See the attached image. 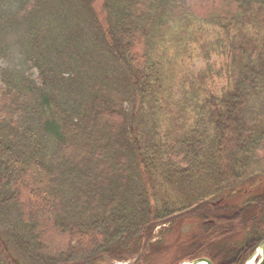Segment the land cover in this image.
I'll return each mask as SVG.
<instances>
[{
    "label": "trees",
    "instance_id": "trees-1",
    "mask_svg": "<svg viewBox=\"0 0 264 264\" xmlns=\"http://www.w3.org/2000/svg\"><path fill=\"white\" fill-rule=\"evenodd\" d=\"M192 1L0 0V38L40 79L0 70V264L127 262L151 241L145 260L245 264L264 241V191L233 203L264 175V0ZM190 18L225 32L226 85L154 143L155 52Z\"/></svg>",
    "mask_w": 264,
    "mask_h": 264
},
{
    "label": "rangeland",
    "instance_id": "rangeland-1",
    "mask_svg": "<svg viewBox=\"0 0 264 264\" xmlns=\"http://www.w3.org/2000/svg\"><path fill=\"white\" fill-rule=\"evenodd\" d=\"M160 1L157 0V2ZM102 2L103 0H96V9L101 7ZM203 3L197 11H192V13L199 15L200 12H203L205 6ZM220 3L225 5L226 0H219ZM191 8L192 10L197 8L195 0L191 2ZM190 19L186 36L179 37L183 33L182 30V32L172 30L167 36V42L159 46L155 52V56L160 61L163 84L161 99H159L157 106L161 109L157 111L155 117L153 115L154 105H145L143 113L138 118L140 129L145 132L147 140L154 143L165 142L167 133L171 136L181 133L185 125L192 124L195 120L194 105L204 97L221 94L226 85L224 71L229 62L230 54L226 49L228 44L225 32L214 24L201 23L192 18ZM240 31H242V24L232 28L230 35L240 38ZM243 32H246V30L243 29ZM5 33L0 38V70H8L17 75L18 72L22 71L32 77V80L39 82L38 71L30 67L29 62L25 60V55L21 53V46L17 40L18 36L7 31ZM176 40L179 41L176 42ZM0 86L3 87L2 81H0ZM167 109L168 111L171 109V111L166 113ZM258 112L261 115L260 119H264L263 105H259ZM160 118H163L162 124L158 120ZM262 191H264V175L258 178L250 188L242 191L233 203L242 205L247 197ZM219 204V202L212 203L213 206ZM1 236L9 251L19 261L25 263L22 255L15 251L7 235L1 233ZM172 254L164 252L155 256H148L146 260L140 258L137 262L130 261L128 263L174 264V253ZM251 257L245 264L251 260ZM260 259V256H256L254 259L255 264ZM94 264H114V261L104 258Z\"/></svg>",
    "mask_w": 264,
    "mask_h": 264
},
{
    "label": "water",
    "instance_id": "water-1",
    "mask_svg": "<svg viewBox=\"0 0 264 264\" xmlns=\"http://www.w3.org/2000/svg\"><path fill=\"white\" fill-rule=\"evenodd\" d=\"M259 251H261L262 254H263L262 261L259 264H264V241L259 246ZM200 263H203V264H212V262L209 261V260H207V259H198V260H195V261L190 262L188 264H200Z\"/></svg>",
    "mask_w": 264,
    "mask_h": 264
},
{
    "label": "bare ground",
    "instance_id": "bare-ground-1",
    "mask_svg": "<svg viewBox=\"0 0 264 264\" xmlns=\"http://www.w3.org/2000/svg\"><path fill=\"white\" fill-rule=\"evenodd\" d=\"M259 256H261V252L258 253ZM200 264H203V263H200ZM247 264H255L254 260L252 261H249Z\"/></svg>",
    "mask_w": 264,
    "mask_h": 264
}]
</instances>
